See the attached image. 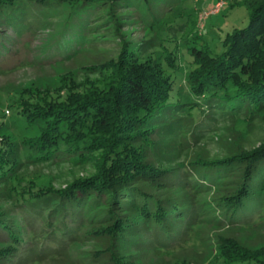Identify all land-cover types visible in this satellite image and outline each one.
Masks as SVG:
<instances>
[{"label":"trees","instance_id":"trees-1","mask_svg":"<svg viewBox=\"0 0 264 264\" xmlns=\"http://www.w3.org/2000/svg\"><path fill=\"white\" fill-rule=\"evenodd\" d=\"M47 1L0 0V54L27 23L24 16L6 12L19 8L21 15H28V3ZM60 1L86 6L120 0ZM223 1L231 9L245 7L249 25L228 33L220 54L208 45L192 48L194 67L184 72L180 86L174 78L182 70L176 56L168 55L163 65L142 59L126 45L117 59L93 68L101 74L98 79L71 83L57 95L29 90L7 97L10 111L0 109V200L30 211L31 223L40 218L42 229L27 241L5 209L0 210V236L7 240L0 248V262L21 253L35 263L53 244L65 252L83 220L106 224L102 233L112 245L135 235L166 251L200 221L245 223L261 215L264 139L251 151L190 161L202 168L196 179L186 169L189 161L172 160L191 141L197 143L213 123L231 121L247 130L254 121L264 125V0ZM11 114L37 126L39 135L17 141L4 135ZM152 155L161 156L163 166L158 167ZM68 161L91 164L94 173L65 189H55L49 179L29 173L32 167ZM173 179L186 181L193 192L213 193L189 214L181 204L144 190L170 189ZM103 264L136 263L131 256L111 254ZM209 264H264V247L251 250L233 238H222L219 254Z\"/></svg>","mask_w":264,"mask_h":264},{"label":"rangeland","instance_id":"rangeland-1","mask_svg":"<svg viewBox=\"0 0 264 264\" xmlns=\"http://www.w3.org/2000/svg\"><path fill=\"white\" fill-rule=\"evenodd\" d=\"M218 4L223 7L218 8ZM28 6V15H21L19 8L6 12L7 16H24L27 23L12 37L13 44L0 54V109L5 112L10 111L6 100L12 94L39 90L57 95L71 83L78 86L100 78L101 74L93 68L117 59L126 45L142 59L151 58L163 65L168 55L176 56L182 70L174 78L180 86L185 73L194 67L192 48L208 45L212 53L220 54L225 36L249 25L245 7L231 9L223 0H120L115 5L86 6L49 0L44 4L30 2ZM206 12L210 13L202 29L199 14ZM7 119V127L2 132L15 141L40 133L37 126H30L14 114ZM263 139L264 125L259 121H254L248 130L232 125L231 121L213 123L197 143L191 141L189 148L172 160L186 164L189 161L186 169L196 179L200 178L202 168L191 166L190 161L215 160L251 151L261 146ZM152 156L158 167L163 166L161 156ZM29 173L49 179L55 189H65L74 181L89 177L94 168L88 163L68 161L60 166L32 167ZM172 182L175 185L167 190L155 187L144 190L160 200L181 204L189 214L202 208L213 193L193 192L185 185L186 181L180 183L173 179ZM0 205V210L5 209L7 218L21 229L27 241L32 240L33 233L41 231V219L32 224L34 216L30 211L2 200ZM84 217H87L86 209ZM82 222V229L76 231L65 252H59V247L53 244V249L35 263L30 255L18 253L0 264H103L111 254L131 256L136 264H209L218 256L222 238H233L251 250L264 247V211L245 223L200 221L166 251L135 235L112 245L110 237L102 233L106 224ZM6 245L7 240L0 236V248ZM36 254L40 256V249Z\"/></svg>","mask_w":264,"mask_h":264},{"label":"built area","instance_id":"built-area-1","mask_svg":"<svg viewBox=\"0 0 264 264\" xmlns=\"http://www.w3.org/2000/svg\"><path fill=\"white\" fill-rule=\"evenodd\" d=\"M219 5V4H218ZM222 5L220 4L219 6H218V8H220ZM223 7V6H222ZM207 13H210V12H206V13H204V14H199V23H200V25H202V29L204 28V22H205V20L207 19V17L209 16V14H207Z\"/></svg>","mask_w":264,"mask_h":264}]
</instances>
